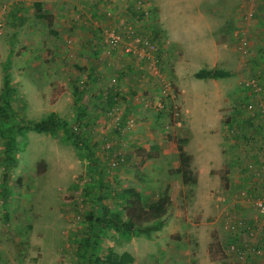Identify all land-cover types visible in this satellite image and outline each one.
I'll return each mask as SVG.
<instances>
[{
  "label": "rangeland",
  "instance_id": "1",
  "mask_svg": "<svg viewBox=\"0 0 264 264\" xmlns=\"http://www.w3.org/2000/svg\"><path fill=\"white\" fill-rule=\"evenodd\" d=\"M50 1L55 8L52 20H42V25L31 24L35 15H26L27 25L17 19L11 24L7 9L0 13V104L8 72L14 90L10 103L19 118L11 125L54 112L84 145L74 147L61 131L55 136L13 134L16 166L6 171L5 182L0 164V264H83L77 248L86 235L85 216L94 198L85 195L87 187L97 180L103 185L101 193L110 187L111 195L115 193L108 203L111 210L121 209L117 195L123 189H136L144 198L165 192V185L178 178L172 172L178 167L176 139L194 140L191 131L197 119L220 125L211 133L217 140L200 144L210 172L200 186L183 185L169 193V234L162 228L150 237L127 240L104 231L97 248L86 255L104 257L109 248L116 253L129 249L135 255L133 264H193L198 240L205 243L210 235V258L222 261L220 242L226 233L217 219L235 191L252 184V173L260 165L262 130L257 118L252 126L246 124L243 106L250 100L244 82L257 79L264 84V0ZM61 2L63 9L56 11ZM193 20L207 25L226 51H232L228 68L235 71L227 85L228 91L234 89L231 95H222L223 86L210 85V79L194 77L209 65L189 30ZM166 24L192 54L184 45L175 46ZM241 27L247 29L246 50L233 36ZM83 30L91 32L84 33L82 41L88 45L91 39L97 48L92 54L88 47L77 49L76 34ZM112 34L122 41L111 44ZM134 38L156 43V51L137 47ZM74 86L82 91L77 103ZM109 93L115 94L112 103ZM77 107L84 118L77 119ZM217 149L231 161L219 162ZM2 155L0 138V160ZM227 167H235V174Z\"/></svg>",
  "mask_w": 264,
  "mask_h": 264
},
{
  "label": "trees",
  "instance_id": "2",
  "mask_svg": "<svg viewBox=\"0 0 264 264\" xmlns=\"http://www.w3.org/2000/svg\"><path fill=\"white\" fill-rule=\"evenodd\" d=\"M36 18L46 19L50 22V16L37 14ZM8 63V61H7ZM232 76L229 71L221 69H201L194 74L196 79H224ZM14 90L10 85L9 73L4 74L3 89H2V104H0V138L3 141V155L0 164L3 168V182L7 177L6 171L13 169L15 163V138L14 133L22 131H33L39 134H49L55 136L59 131L63 133L66 140L71 141L72 145L79 148L83 138L69 127L68 122L60 118L56 113L51 112L46 117L32 121L21 119L20 125H11L12 120L19 119L17 113H13L10 103ZM114 93H109L107 100L109 103L114 101ZM82 91L79 88L73 87L74 102L80 100ZM79 106V105H78ZM78 108L77 119L84 118L86 114L82 112L81 107ZM188 143L186 138L176 139V149L178 158V167L172 172L180 175L184 186H195L197 182L196 175L190 169L192 156L188 154L184 147ZM149 158L151 154L147 155ZM85 191V195L93 194V205L86 214L87 221L86 235L84 239L78 243L77 254L83 264H133L134 259L128 252L116 253L112 248H109L104 257L87 256L86 252L89 249L97 248L98 240L101 239L100 234L104 231H111L121 237L129 240L135 237L145 236L150 237L152 233L159 232L165 225L166 215L169 210L171 199L167 190L156 197H143L135 189H123L117 195L119 198L120 210H111L108 203L115 195H111L110 187L105 188V192L101 193L103 188L102 183L97 180L92 182ZM116 199V198H115ZM105 201V204L103 203ZM91 239H94L90 242ZM79 257V256H78Z\"/></svg>",
  "mask_w": 264,
  "mask_h": 264
},
{
  "label": "crops",
  "instance_id": "3",
  "mask_svg": "<svg viewBox=\"0 0 264 264\" xmlns=\"http://www.w3.org/2000/svg\"><path fill=\"white\" fill-rule=\"evenodd\" d=\"M3 5H7V10L9 13L6 17V20L8 19V17L13 19L12 21H9V22H11V24H15L16 23L15 19H17V20H19V23H23V24L25 23V24L29 25V22L23 21L24 18L26 17V15H28V14L31 17L34 15L36 16L37 14H44L46 16H48V14H49L50 21L52 20V15L50 12H53L54 7H53V4L51 3L50 0H0V13L5 12L2 10ZM127 6L129 8V4ZM63 7H64V4L61 2L60 4L56 5V11L62 10ZM118 16H121V15H118ZM161 19H163V20L165 19L164 14L162 15ZM42 20L47 21L46 19L36 18V20H35L36 22L35 23L31 22V24L33 26L34 25H42ZM193 22H194V20H193ZM165 26H166V29H165L166 34L169 37V39L175 44V46L176 47L177 46L182 47V45H184V47L186 46L189 49L188 52H191V54H192L191 49L181 41L180 36L174 35V32L170 31V28L168 27L167 24ZM189 26L191 28L189 30L193 31V33L196 36L193 38V40L199 41V43H200V45L198 46L199 48L197 50H198V52L203 53V55H204L203 57L205 59L204 61L206 63H208V65H209L207 67V69L217 68V69H221L224 71H230V72L233 71L234 72L235 71L234 69L228 68V67H230L229 63L232 60V58H231L232 51L231 50L226 51V46L223 43L218 42L217 41L218 38H216L214 36V34L210 33L211 29L208 28L207 25L201 24L200 22H194V24L189 23ZM82 27L83 26H81V28ZM31 29H28V31L30 30V32H32ZM81 33L82 34H79L77 31V34H76V39L80 38L79 41H80V45H81V46L78 45L77 49L78 50H84L85 47H88V51L91 54L93 52L92 50L97 51L96 50L97 48H95L94 45H92L93 42L90 43L91 39H89L87 41L84 39V41L89 42L88 45H86L82 41L83 40L82 35L84 33L85 34L86 33L91 34V32L83 30ZM92 36H91V38H92ZM238 66H239V64H238ZM90 79L94 80L95 77L91 76ZM231 79H233V76H231L229 78H224V79H216V80L210 79V81L208 83L210 85H214V86H219V87L223 86L222 95L228 96V95H231L232 91L234 90V89H231V91H228L229 86H227V85H230ZM123 91H125V90H123ZM237 92L238 93L241 92L240 89H237ZM211 100L217 101L218 99L215 97L213 99L211 97ZM212 101H211V104H212V108H213L216 104H213ZM245 119H247L246 124H250V125L254 120V118H251L249 116H246ZM206 123H207V125H206ZM194 125H195V132L191 131V133L193 134L194 140H192V141L190 140V142H188L190 144L188 147H191V148L189 150H187L186 146L184 147L185 151H187L188 154H190L192 156V161L190 163V169L196 175V178H197L196 185L193 186V188L200 186V184L205 179H207L206 177H207L208 173L210 172V171L208 172V169L205 168L204 162H205V158H206L205 155H207V154L202 152V148L200 147V144L210 142V138L212 140H217L216 138L214 139V134L212 135L211 133L212 132L215 133L217 131V129L220 128V125L215 123V122H210V121L205 122L203 120H198V119L194 122ZM251 126H250V128H251ZM259 128H260V126L258 124V129ZM258 134L260 135V133H258ZM257 137H258V135H257ZM257 137L255 139H257ZM229 153H231V150L229 151ZM215 154H216L215 157H218L219 162H221L223 160L224 161L225 160L231 161V158H230L231 156L227 153L221 154L219 149L215 150ZM214 165H215V168H217L216 167L217 164L214 163ZM176 168L177 167H175V169ZM226 169L230 172V175L235 174L232 170V169H235V167L234 168L232 167V169L227 167ZM177 177L178 178L176 180H173L172 182H169L165 185V187L168 189L167 192H168L169 196H170L169 193H176V192H178V190L180 188H183V184H182L180 175H177ZM231 184L235 185V178L233 176H232ZM250 187H252L251 184L249 185V187L246 190H248ZM241 190H242V187H240L239 189H237L235 191V193L231 196V199L228 201L226 206L224 205V207L222 208L221 213H220V216H221L220 220L217 219L220 222L223 230L226 233V238L220 242V248H221L220 251L222 252L224 258H222V261L219 259L213 260L210 258L208 246L211 243V237L209 235L208 237L205 238V240H204L205 243H202L200 239L198 240L197 249L195 251L194 256L191 258V260L193 261V264H236L235 257L231 254L226 253V247H227L228 243L235 242L236 240L238 241L239 246H241V247H244V246L249 247L250 246V247H252L251 249L260 248L263 250V248H264V227L260 226V223H259L260 221L257 218L256 210L254 208H252L248 203H246L245 201L240 199L239 192H241ZM169 211H170V207H169V210H168L167 215H166V222H165V226L163 227V230L164 229L166 230V223H168V220H169V217H168ZM233 215H235V217ZM215 222H217V221H215ZM173 225H176L177 228L180 227V225L176 221L173 223ZM229 226H230V228H229ZM231 226H235L236 228L234 229ZM251 231L253 232V236H251ZM169 232H170L169 230L168 231L166 230V232H165L166 236L169 234ZM166 236H164V237H166ZM138 238H141V237H135L132 239H138ZM128 250L129 249L124 250L122 252L130 253L131 256L133 257V259L135 260V255H134L133 251L132 250L128 251ZM263 255H264V251H263L262 255H251L247 260V264H264Z\"/></svg>",
  "mask_w": 264,
  "mask_h": 264
},
{
  "label": "built area",
  "instance_id": "4",
  "mask_svg": "<svg viewBox=\"0 0 264 264\" xmlns=\"http://www.w3.org/2000/svg\"><path fill=\"white\" fill-rule=\"evenodd\" d=\"M253 1V0H249ZM7 5H3L2 10L6 11ZM250 17V14H249ZM249 17L246 15L243 17V20L249 21ZM241 27L234 33L235 41L239 43L240 49H248V41L245 36L247 33V29ZM139 38V37H138ZM134 38V44L143 49H149L148 51L153 53L156 51L155 44L147 39H138ZM136 40V41H135ZM122 39L120 35L112 34L110 35L109 42L113 45L119 44ZM244 86L249 89L250 100L245 103L244 111L247 113V116L257 118L260 129L262 130V135L260 136V147L262 148L261 153H259L260 165L258 168L254 170L252 173V188L250 187L248 190L239 192V197L241 200L248 203L252 208H254L257 212V218L259 219V223L261 227H264V84H262L257 79H249L244 82ZM255 113L257 115H255ZM117 163H112L115 166ZM262 191L261 194H258L257 191ZM234 229L235 226H231ZM230 228V226H229ZM232 231V230H231ZM238 236V235H237ZM251 236H253V232L251 231ZM252 247H241L239 246L238 241L228 243L226 247V253L231 254L235 257L236 264H247V260L251 255H262L263 251L260 248L251 249Z\"/></svg>",
  "mask_w": 264,
  "mask_h": 264
}]
</instances>
